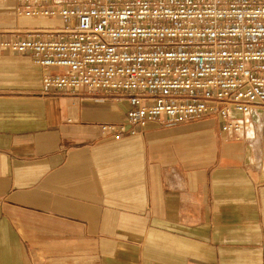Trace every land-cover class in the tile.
<instances>
[{
    "label": "crops",
    "instance_id": "1",
    "mask_svg": "<svg viewBox=\"0 0 264 264\" xmlns=\"http://www.w3.org/2000/svg\"><path fill=\"white\" fill-rule=\"evenodd\" d=\"M14 11L0 2L1 36L31 31ZM41 77L0 50V264H264L263 134L205 116L101 140L127 103Z\"/></svg>",
    "mask_w": 264,
    "mask_h": 264
},
{
    "label": "built area",
    "instance_id": "2",
    "mask_svg": "<svg viewBox=\"0 0 264 264\" xmlns=\"http://www.w3.org/2000/svg\"><path fill=\"white\" fill-rule=\"evenodd\" d=\"M11 1L17 17L61 21L0 35L1 51L40 69L43 94L86 90L127 103L97 126L101 140L205 116L231 137L264 135V0Z\"/></svg>",
    "mask_w": 264,
    "mask_h": 264
},
{
    "label": "rangeland",
    "instance_id": "3",
    "mask_svg": "<svg viewBox=\"0 0 264 264\" xmlns=\"http://www.w3.org/2000/svg\"><path fill=\"white\" fill-rule=\"evenodd\" d=\"M15 21L18 22L22 27H27L34 31L37 28H58L61 25V21L56 17H40V18H32V17H17L14 16ZM44 25H40V24ZM50 25V26H49ZM22 31V30H21ZM15 33V32H14ZM48 96H60V97H79V98H95L96 101L101 98H110L111 96L105 94H89L86 90H76L72 94H49ZM77 101V100H76ZM93 101V100H91ZM122 102V101H120Z\"/></svg>",
    "mask_w": 264,
    "mask_h": 264
}]
</instances>
